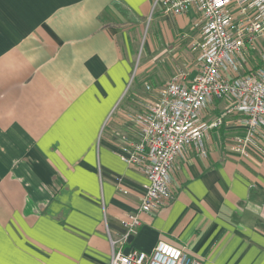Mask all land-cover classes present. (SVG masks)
<instances>
[{
    "label": "crops",
    "instance_id": "1",
    "mask_svg": "<svg viewBox=\"0 0 264 264\" xmlns=\"http://www.w3.org/2000/svg\"><path fill=\"white\" fill-rule=\"evenodd\" d=\"M156 1L0 0V264H109V238L146 185L116 153L144 109L130 85L150 16L148 56L174 73L190 66L186 51L195 60L199 14L169 16ZM258 66L250 55L244 71ZM238 120L209 132L205 156L176 158L169 205L140 214L122 252L163 241L202 264H264V157L226 148Z\"/></svg>",
    "mask_w": 264,
    "mask_h": 264
},
{
    "label": "built area",
    "instance_id": "2",
    "mask_svg": "<svg viewBox=\"0 0 264 264\" xmlns=\"http://www.w3.org/2000/svg\"><path fill=\"white\" fill-rule=\"evenodd\" d=\"M157 3L169 16L199 14L192 43L196 74L190 81L189 67L174 73L132 118L135 134L120 136L118 158L138 169L146 185L137 210L120 221L121 236L109 238V264H202L185 247L163 241L149 253L121 248L136 234L140 214L169 205L176 158L190 148L205 156L209 132L227 117L236 115L241 129L226 148L242 158L264 157V0H157L154 7ZM254 54L258 68L244 71ZM216 101L224 102V109L204 121Z\"/></svg>",
    "mask_w": 264,
    "mask_h": 264
},
{
    "label": "rangeland",
    "instance_id": "3",
    "mask_svg": "<svg viewBox=\"0 0 264 264\" xmlns=\"http://www.w3.org/2000/svg\"><path fill=\"white\" fill-rule=\"evenodd\" d=\"M151 17L152 15L147 22L146 33H140V37H137L138 53L136 54L137 58L135 61L134 75L137 76L136 80L139 81V83L133 82L132 86L130 85L131 88L136 90V95L139 99L138 105L140 107L141 102L143 107V104L153 100L164 83L175 72V70L170 67L162 68L160 61L155 58L157 53L154 56L147 55L148 43L155 40V38L156 42H158V34L155 33L156 28L154 27L157 23ZM160 49L161 48H157L156 52ZM186 52L185 55L181 56L180 64L186 63L187 65V62H189V80L191 81L196 74L194 67L195 60L193 58L194 56L189 53V51ZM170 58H172V56H170ZM180 64L178 66H180ZM161 69H163V71H160Z\"/></svg>",
    "mask_w": 264,
    "mask_h": 264
}]
</instances>
